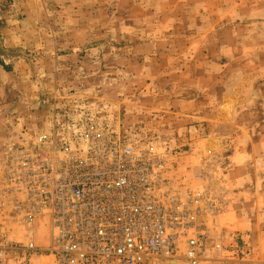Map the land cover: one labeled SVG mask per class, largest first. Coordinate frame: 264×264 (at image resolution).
Instances as JSON below:
<instances>
[{
    "label": "rangeland",
    "instance_id": "374dc122",
    "mask_svg": "<svg viewBox=\"0 0 264 264\" xmlns=\"http://www.w3.org/2000/svg\"><path fill=\"white\" fill-rule=\"evenodd\" d=\"M0 58V172L40 135L79 151L90 118L138 154L207 172L227 202L212 237L250 249L227 264H264V0H0ZM3 205L1 233L50 247L48 217L30 238Z\"/></svg>",
    "mask_w": 264,
    "mask_h": 264
},
{
    "label": "built area",
    "instance_id": "2783aa9c",
    "mask_svg": "<svg viewBox=\"0 0 264 264\" xmlns=\"http://www.w3.org/2000/svg\"><path fill=\"white\" fill-rule=\"evenodd\" d=\"M91 121L77 152L40 135L37 146L20 148L5 163L1 201L30 238L36 220L48 217L51 244L43 250L0 232V258L32 264L46 251L51 264H227L250 255L241 235L228 242L212 237L209 223L227 202L207 172L185 173L167 156L138 154L110 127L98 131Z\"/></svg>",
    "mask_w": 264,
    "mask_h": 264
},
{
    "label": "trees",
    "instance_id": "16d2710c",
    "mask_svg": "<svg viewBox=\"0 0 264 264\" xmlns=\"http://www.w3.org/2000/svg\"><path fill=\"white\" fill-rule=\"evenodd\" d=\"M0 64L4 67L5 70H9V67L6 65V63L0 58Z\"/></svg>",
    "mask_w": 264,
    "mask_h": 264
},
{
    "label": "crops",
    "instance_id": "0c3cea01",
    "mask_svg": "<svg viewBox=\"0 0 264 264\" xmlns=\"http://www.w3.org/2000/svg\"><path fill=\"white\" fill-rule=\"evenodd\" d=\"M39 221V220H38ZM38 221L36 222V225L38 224ZM39 262H37L36 264H38Z\"/></svg>",
    "mask_w": 264,
    "mask_h": 264
},
{
    "label": "bare ground",
    "instance_id": "6f19581e",
    "mask_svg": "<svg viewBox=\"0 0 264 264\" xmlns=\"http://www.w3.org/2000/svg\"><path fill=\"white\" fill-rule=\"evenodd\" d=\"M50 256V255H49Z\"/></svg>",
    "mask_w": 264,
    "mask_h": 264
}]
</instances>
